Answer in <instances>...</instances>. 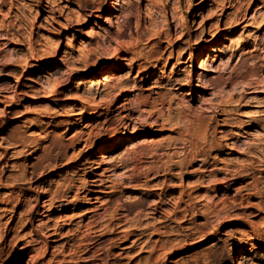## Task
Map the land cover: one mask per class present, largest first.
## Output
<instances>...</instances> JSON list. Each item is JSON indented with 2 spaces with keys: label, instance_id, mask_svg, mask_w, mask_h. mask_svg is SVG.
Instances as JSON below:
<instances>
[{
  "label": "rangeland",
  "instance_id": "374dc122",
  "mask_svg": "<svg viewBox=\"0 0 264 264\" xmlns=\"http://www.w3.org/2000/svg\"><path fill=\"white\" fill-rule=\"evenodd\" d=\"M53 1L0 0V264H264V0ZM6 26L18 32L13 39L3 38ZM216 44L220 54L204 60ZM156 51L166 58L145 80L139 65ZM133 66V80L120 84ZM108 69V88L85 85ZM184 70L187 82L170 89L168 78ZM120 89L128 90L116 97ZM180 105L190 108L180 113ZM160 112L173 122L158 131L143 124ZM125 115L134 117L128 128ZM185 124L186 151L202 148L213 165L188 162L190 175L177 166L155 171L192 159L173 143ZM88 158L96 163L86 168ZM229 170L255 178L240 183ZM108 176L112 192L53 204L69 182L105 185ZM162 188L171 201L160 213L121 210L146 197L152 206ZM190 192L192 206L213 211L203 233H214L181 229L206 221L194 210L181 222L176 202Z\"/></svg>",
  "mask_w": 264,
  "mask_h": 264
},
{
  "label": "bare ground",
  "instance_id": "6f19581e",
  "mask_svg": "<svg viewBox=\"0 0 264 264\" xmlns=\"http://www.w3.org/2000/svg\"><path fill=\"white\" fill-rule=\"evenodd\" d=\"M44 0H37V2H38V4H42V2H43ZM47 2H48V4L46 5V7H53V3H54V1L53 0H47ZM8 3V2H7ZM55 4V3H54ZM114 4H115V2H113V4H112V6L113 7H115L114 6ZM239 12V11H238ZM240 14V13H239ZM150 14L148 13V16H149ZM237 15V14H236ZM181 16V15H180ZM235 16V15H234ZM236 17V16H235ZM220 20H222V19H219V22H220ZM220 24V23H219ZM219 26V25H218ZM6 27H8V26H6ZM5 28V27H4ZM2 30H3V28H1ZM221 30L219 29V27L218 28H215V29H213L212 30V32H211V35L212 36H217V35H220L221 34ZM18 32H16L15 30L13 31V29L12 28H10V27H8L7 29H5V32L3 33V38L4 39H13L15 36H16V34H17ZM183 36H184V34H181L180 36H179V38H178V40L180 41V40H182V38H183ZM225 38H229V37H225ZM225 40H229V39H225ZM220 52H221V50H220V46L219 45H214V46H212L210 49H208L205 53H204V60H209V59H211V58H215L216 56H218L219 54H220ZM165 58H166V56H165V53L164 52H160V51H156V56H155V58H151L150 56L149 57H146V58H144V60H143V63H141V65H139V67L140 68H143V70H145V80L147 79V78H149L150 76H151V70L152 69H154V67H157L158 66V64H160V62H162L163 60H165ZM33 59L32 58H28V59H26L25 61H26V65L27 66H29L30 64V62L32 61ZM144 63H147L146 65H144ZM7 66H9L10 65V63H7L6 64ZM204 65H206V63L204 62ZM6 66V67H7ZM203 68L204 69H206V67L205 66H203ZM113 70H118V68H115V69H113ZM211 70H213V69H211ZM133 71H134V66H133V68L131 69V71H130V73L127 75V77L126 78H124V79H121L122 80V82L120 83V84H123V82H125V83H127V82H129L130 80H133L132 79V74H133ZM153 71V70H152ZM185 71V70H184ZM189 72V71H188ZM188 72H184L183 73V76L182 77H180V76H177V77H169L168 78V80H167V84L166 85H168L169 87H170V89H173V88H175V89H180V88H182V86L187 82V78H188V76H189V73ZM22 74V73H21ZM20 74V75H21ZM112 79H114V76H113V72L112 71H110V69H108L107 71H105V72H103L101 75H98V76H94V77H92V78H90V79H88L87 81V83L85 84V85H87V84H89L91 87H94V88H96V89H99V88H101V87H107L108 88V85H110V81L112 80ZM197 80L199 81L200 80V75H198V77H197ZM210 83V82H209ZM214 86V85H213ZM127 87V85H119L118 86V88H126ZM130 87V86H129ZM210 88H212V86H210ZM169 89V90H170ZM127 90L128 89H120V91L117 93V95H116V97H120V96H122L125 92H127ZM102 92V91H101ZM101 94V93H100ZM175 96H176V94L174 93L173 95H172V97H171V101L172 100H174V98H175ZM81 99H84V96H81ZM100 99H101V101L102 102H104V103H107L109 100H110V93H107V92H105L103 95H101V97H100ZM84 100H87V99H84ZM161 100V102L162 103H164V99H160ZM156 102V101H155ZM157 103V102H156ZM124 105H125V103H123ZM144 105H152V104H154V102L152 101V100H150V99H147L146 101H144V103H143ZM153 106V105H152ZM171 106V105H170ZM181 106V105H180ZM139 107V106H138ZM190 107H188V108H186V106L184 105V106H181V107H178V109H179V112L180 113H182V112H185L187 109H189ZM116 110H112V113H114ZM81 112V111H80ZM96 111H94L93 112V114L95 113ZM79 113V112H78ZM170 113V112H169ZM76 114V113H75ZM155 113L154 112H151V116H153ZM160 115H158L159 117H155L156 119L154 120V121H150V119H146L144 122H143V124L145 125V126H150V127H152L153 129H154V131H158L159 130V128H158V126L159 127H165V125L167 124V123H170L171 121H172V117H170V115H169V118H164V112H160L159 113ZM150 116V117H151ZM125 118H127L128 119V123H127V125H126V128H128L130 125H131V123L132 122H134L133 120V118L134 117H131V115H125L124 116ZM152 118V117H151ZM136 119V118H135ZM162 120V121H161ZM137 121V120H136ZM135 121V122H136ZM139 121H142V120H139ZM138 121V122H139ZM179 121V120H178ZM123 122V121H122ZM173 122V121H172ZM174 122H176V121H174ZM137 123V122H136ZM136 123L134 124V127L136 126ZM180 123V122H179ZM126 124V122L124 123V125ZM174 124V123H173ZM181 124V123H180ZM175 125H177V124H175ZM178 126V125H177ZM177 126H176V128H177ZM175 127V126H174ZM180 127H181V125H180ZM181 129V128H180ZM182 129H183V132L181 133V134H179V135H181L180 136V138L178 139V141H177V139H176V142H173V143H176V144H179V143H181V146H182V144L184 145L182 148H186L185 149V152L184 153H182V154H185V156L186 155H190V157L192 158V159H190V160H187V159H184L183 161H179V162H176V163H174V161L172 160L173 158V156L171 155V156H169V158L171 159V162L172 163H170L168 160H166L167 162H165L164 164H162V165H160V166H158V167H156V169H155V171L157 170V172H159V171H161V170H165V169H167V168H170V167H180L181 168V170L182 171H184L185 170V172H187V174L188 175H190L191 174V171H189V163L188 162H192V163H196V162H198V161H200V160H202V164L203 165H205L206 167H209V166H211V165H213V163L210 161V160H208V157H209V154L207 153V151H205V150H202V148L200 149H196V147H195V149L193 148V150H188V151H186L187 150V143L189 142V139L187 138V136L186 137H184V135H189V133H190V131H189V126L187 125V124H185L184 126H182ZM195 136V135H194ZM196 140V139H195ZM172 143V142H171ZM192 143V142H191ZM194 143V142H193ZM68 144L67 143H65V142H63V141H59V147H61V148H63V147H66ZM161 145V144H160ZM163 145V144H162ZM169 145H171V144H169ZM173 145V144H172ZM175 145V144H174ZM174 145H173V147H174ZM180 145V144H179ZM190 145V144H189ZM195 145H196V143H195ZM149 146V145H148ZM164 146V145H163ZM199 146V145H198ZM222 146V145H221ZM165 147V146H164ZM163 147V148H164ZM175 147H176V145H175ZM180 147V146H179ZM162 148V149H163ZM181 148V147H180ZM154 150V149H153ZM86 152V150H84V149H80L78 152H77V156H83L84 155V153ZM166 152V151H165ZM154 153V152H153ZM156 153V152H155ZM149 154V153H148ZM155 155V154H154ZM153 155V156H154ZM163 155V154H162ZM174 155V154H173ZM143 156V155H142ZM65 156L64 155H61V157H60V159L59 158H57L56 159V161H58V160H61L62 158H64ZM141 160V159H140ZM214 162V161H213ZM94 163H96V161H94V160H92V159H90V158H88L87 160L85 159V161L83 162V164H85V166H86V168H88V167H90L92 164H94ZM79 164V163H78ZM78 164H77V167H78ZM136 164V163H135ZM59 165V162H57V163H55L54 165H53V167H57ZM154 166V165H153ZM156 166V165H155ZM135 167H136V165H135ZM112 169V168H111ZM221 169V168H220ZM107 171V170H106ZM108 171H110L109 169H108ZM128 171V170H127ZM44 171H40V174H42ZM184 173V172H183ZM204 173V172H203ZM203 173H201V175L203 174ZM229 173L231 174V175H233L234 177V179L235 180H237L238 182H240V183H243L244 181H245V179L246 178H255V176H253V177H249L250 176V174L251 173H243V174H233L232 173V171H230L229 170ZM238 173H240V171L238 172ZM132 175V174H131ZM203 175H205V173L203 174ZM123 176V175H122ZM129 176H130V174H129ZM132 178H131V180L132 181H134V180H137V177H133V176H131ZM128 178H130V177H128ZM97 180L98 179H93L92 180V183L91 184H83L82 183V185H76V184H73L74 182H69L68 183V185L66 186L67 188L65 189V190H63V193H61V199H58L57 201H55V202H53V204H55V207H59V206H63L64 204L63 203H60V201L61 200H68L70 197H72V199L71 200H76V199H79V198H82V197H85L86 195H87V193L85 194V195H83L82 196V193H84L85 191H88V193H91V192H101V191H104V192H106V193H110V192H112V190L115 188V185L116 184H114V182H113V180L112 179H110V176H108V178H106L105 180H104V182L103 183H107V184H98V183H96L97 182ZM127 180V179H126ZM229 180L230 179H226V180H224L223 182H225V184H227V186L226 187H228L230 184H229ZM130 181V180H129ZM131 181V182H132ZM200 184V183H199ZM199 184H197L196 186H194V190L196 191V190H200L201 189V186L199 185ZM118 185V184H117ZM102 186H104L105 188H104V190H102ZM108 188H111L112 190H108ZM156 189H158V187H154L152 190V194H157L154 190H156ZM217 189V188H216ZM115 190V189H114ZM74 192V195H72V193ZM149 194V193H148ZM159 195V200H157L156 202H154V204L151 206H148L149 205V203H148V201H147V197L146 198H143V199H138V200H136V201H132V202H129V203H126L125 205H124V207L121 209V210H124V211H126V213L127 214H130V213H134V212H136L135 214H137V216L138 217H141L142 215H144V216H147L146 214L148 213H146V211L147 210H150V212L149 213H153V214H158V213H160L161 212V210L163 209V205H165V204H167V203H169L171 200H170V198L168 199L167 198V194H166V192H165V188H162V193H159L158 194ZM187 196H188V199L187 200H184V198L183 197H181V198H178V200H177V202H176V206H177V208H180L178 211H176L177 212V214H181V213H183V212H186L185 214H183V221H181V222H186V220L187 219H185L187 216H188V214H190L192 211H194V210H197V212H198V214H196L197 216L196 217H200V216H202V215H204V216H206L205 218H206V221H204V222H201V223H198V224H195V223H193V225H190V226H187V227H185V228H181V229H189V230H193L194 229V234L195 233H197V232H200V234L201 235H204V234H212V233H214L215 232V230H211V231H209L208 233H203V228H204V226H206V224H207V222H208V217H209V215H212L213 214V211H206V212H203V211H201V210H199V209H197V207H196V205H194V206H192L191 205V199H193L194 197H193V193L192 192H190L189 194H187ZM90 199H92V200H95V202L96 201H99L100 200V197H99V195H93V197H91ZM117 201V200H116ZM120 201V200H119ZM107 202H112V199H109ZM125 202V201H124ZM127 202V201H126ZM183 203H185L186 205L185 206H182V204ZM121 205H123V204H121ZM260 208H262L261 206H260ZM114 210H116L115 211V213H113L114 215H113V217H115L116 215H119L118 217H116L114 220H121V218H122V216H123V214H120L119 213V211H118V209H114ZM105 212H106V210H105ZM114 212V211H113ZM97 215V213H93L91 216H90V219L92 218V217H94V216H96ZM111 217H112V215H111ZM136 217V216H135ZM143 218V217H142ZM141 218V219H142ZM139 219V218H138ZM141 219H139V220H141ZM195 219V217L193 218V220ZM112 220H113V218H112ZM137 220V219H136ZM138 220V221H139ZM138 221H136L137 223H138ZM142 222V221H141ZM113 223H115V222H113ZM120 223V222H119ZM118 222L116 223L117 225H115V226H117L116 228H115V231H116V229L117 228H119V227H121L122 225H123V223L122 224H119ZM143 224V223H142ZM114 225V224H113ZM141 224H135L134 225V228L133 229H140V228H138L139 226H140ZM259 225H261V224H259ZM258 225V226H259ZM114 226V227H115ZM132 229V231H134ZM159 229V228H158ZM124 230V229H123ZM98 231V230H97ZM132 234H134V233H132ZM142 234V233H141ZM140 235V234H139ZM90 244V243H89ZM88 244V245H89ZM95 244V243H94ZM246 252V249L244 248V247H241V249H235L234 251H233V256L234 257H236V256H238L240 253H242V254H244ZM236 264H246V261H245V259H239V260H237L236 261Z\"/></svg>",
  "mask_w": 264,
  "mask_h": 264
}]
</instances>
